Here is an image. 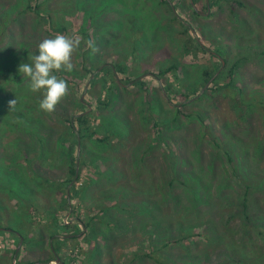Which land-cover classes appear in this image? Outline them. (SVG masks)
Returning <instances> with one entry per match:
<instances>
[{
    "label": "rangeland",
    "instance_id": "obj_1",
    "mask_svg": "<svg viewBox=\"0 0 264 264\" xmlns=\"http://www.w3.org/2000/svg\"><path fill=\"white\" fill-rule=\"evenodd\" d=\"M167 1L0 0V264L54 257L55 223L77 235L60 264H264V0ZM62 12L81 44L48 113L18 69ZM79 111L92 122L70 185Z\"/></svg>",
    "mask_w": 264,
    "mask_h": 264
},
{
    "label": "trees",
    "instance_id": "obj_2",
    "mask_svg": "<svg viewBox=\"0 0 264 264\" xmlns=\"http://www.w3.org/2000/svg\"><path fill=\"white\" fill-rule=\"evenodd\" d=\"M161 3L163 4H169V2L167 0H160ZM211 1V0H210ZM38 8H40L39 5H37L35 7V10H38ZM29 9H33L32 6L29 7ZM48 12L50 11V9H47ZM206 10L208 11V7L206 5ZM62 16L60 17V21H54L53 18L48 15V17H42V24H43V27L45 28L46 32L50 35H56V34H61L63 33L64 31H67L68 28H67V23L65 22L64 18L67 16V14H69L68 12H62ZM195 14H197V12H195ZM191 32L189 31V28L186 27L185 28V31H184V34L185 35H188L190 34ZM192 40H194V37L191 35L190 37ZM196 40V39H195ZM199 46H200V43H198ZM202 46V45H201ZM175 68V66H172L170 68H167L166 70H163L161 71V74H167V73H170L173 69ZM55 74L59 77V78H63L66 80V82L68 84H71L72 81L71 80H68L66 79V77L61 74L60 71L58 72H55ZM229 82H228V86H231L234 82V78H235V70L234 69H231L230 72H229ZM207 77V83L211 81V79L213 78V76H210L209 73H206L205 75V78ZM102 106V104H101ZM84 108V111H85V107L83 106ZM84 111H79L77 112V114H75L72 119L70 121H68L71 125V127L73 128V131L72 133L74 135H76V141L74 142V145L71 146L70 148V152L67 156V161H68V168H69V184H73L77 179H79L80 177V172H79V164L81 162V156H80V152H78L79 150V144H80V141L79 140H83V138L85 137V133L87 132V130L90 128L89 125H91V118H90V115H87L85 114ZM155 127L157 128L158 127V124L155 125ZM160 132V131H159ZM159 132H157L159 134ZM100 142H104V140H98ZM75 149L77 150V154L75 155L73 153V151L75 152ZM74 187V185H73ZM152 189V187H151ZM80 192H75V194L72 193V191L69 192V201L71 202L74 198L78 197V194ZM142 193V192H141ZM252 194V187L249 185V186H246L245 188V191L243 193V196L241 197V200L239 201L240 203L238 204V209L237 211L234 213V217L235 215L236 216H239L240 219L242 220V223H243V226H244V234H249L250 230H249V226L252 225V227L254 229H259L258 228V225L257 224H253L252 222V219H251V208H252V199L250 198V195ZM68 202V201H67ZM73 207V206H72ZM73 211L74 210V207L72 209ZM231 217H233V215H231ZM83 223V222H81ZM83 226L86 227V225L83 223ZM54 227L58 230H56V232H54L52 234V238L54 237V241L52 242V247H53V256L54 257H51V258H48V259H45V261H42L41 263L39 264H50L51 262L53 261H56L57 257L56 255L59 253V249L60 247L58 245H60V241H68L70 238L72 240L76 239L77 235L75 234H68L66 231L70 228L68 227V225H62V224H59V223H55L54 224ZM7 230H10V229H7ZM59 231L62 233V234H59ZM65 232V233H64ZM63 233L65 234L63 236ZM81 233V232H80ZM79 234V233H78ZM82 234V233H81ZM201 236V235H200ZM196 237H199V235H189V236H185L183 237L182 239L180 240H176V241H173V240H170L168 241L166 244H163L159 250L162 248V249H168L171 245L173 244H178L179 242L181 241H188V240H192ZM154 254L159 256V257H162L161 254H159L158 252H156L154 250ZM57 257V258H55ZM60 259V258H59ZM62 260V259H61ZM244 260H247L246 256H242V258L239 260L241 263L244 261ZM32 264H35V263H32Z\"/></svg>",
    "mask_w": 264,
    "mask_h": 264
},
{
    "label": "clouds",
    "instance_id": "obj_3",
    "mask_svg": "<svg viewBox=\"0 0 264 264\" xmlns=\"http://www.w3.org/2000/svg\"><path fill=\"white\" fill-rule=\"evenodd\" d=\"M81 44L79 37L56 34L54 38L43 39L38 45V55L29 57L31 63H22L19 72L29 79V88L33 93L42 92L40 101L41 110L51 113L68 94V84L65 79L59 78L55 72H71L74 68L73 55ZM87 48L97 52L95 42L86 41ZM16 100L10 101L11 109Z\"/></svg>",
    "mask_w": 264,
    "mask_h": 264
},
{
    "label": "water",
    "instance_id": "obj_4",
    "mask_svg": "<svg viewBox=\"0 0 264 264\" xmlns=\"http://www.w3.org/2000/svg\"><path fill=\"white\" fill-rule=\"evenodd\" d=\"M16 257L14 258V261H15ZM56 262L59 264L61 263V260L59 258H57Z\"/></svg>",
    "mask_w": 264,
    "mask_h": 264
},
{
    "label": "crops",
    "instance_id": "obj_5",
    "mask_svg": "<svg viewBox=\"0 0 264 264\" xmlns=\"http://www.w3.org/2000/svg\"><path fill=\"white\" fill-rule=\"evenodd\" d=\"M61 260V259H60ZM60 264V263H59Z\"/></svg>",
    "mask_w": 264,
    "mask_h": 264
}]
</instances>
